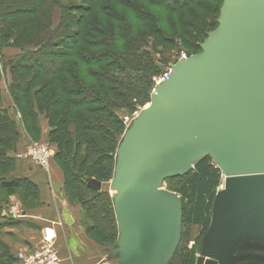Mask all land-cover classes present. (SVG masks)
Masks as SVG:
<instances>
[{
	"label": "trees",
	"instance_id": "1",
	"mask_svg": "<svg viewBox=\"0 0 264 264\" xmlns=\"http://www.w3.org/2000/svg\"><path fill=\"white\" fill-rule=\"evenodd\" d=\"M117 4L122 8L103 6L100 0H0V43L14 45L23 38L25 47L35 38L33 45L39 46L26 49L10 67L13 108L31 136L40 132L38 116L47 119L48 134L57 145L54 157L63 176V195L82 206L86 234L109 243L116 233L110 198L87 182L112 176L111 151L123 128L118 110L133 111L148 99L149 79L170 62L158 46H187L217 25L208 18L215 9L206 0ZM55 12L58 21L48 29ZM2 103L0 88V230L20 220L7 216L12 197H18L27 213L39 199L33 181L13 176L19 129L16 116ZM220 182L218 171L202 157L170 189L182 201L183 228L196 225L201 234L207 231ZM181 239L166 264H195V248ZM0 264H18L1 239Z\"/></svg>",
	"mask_w": 264,
	"mask_h": 264
},
{
	"label": "water",
	"instance_id": "2",
	"mask_svg": "<svg viewBox=\"0 0 264 264\" xmlns=\"http://www.w3.org/2000/svg\"><path fill=\"white\" fill-rule=\"evenodd\" d=\"M185 55L160 84L163 87L146 127L163 159L153 156L156 150L151 148L152 153H143V161L137 162L146 163L147 168L135 172L137 163L131 158L138 146L131 144L118 156L119 173L109 184L110 190L125 187L121 196L112 194L117 201L114 215L139 231L133 243L139 242L141 254L156 248L149 264H166L174 253L181 236L182 204L177 193L136 190L135 180L157 164L155 176L167 174L173 165L171 155L190 148L231 151L235 145L264 137V0H225L221 24L207 40L203 54L192 56L185 51ZM159 163L166 166L159 168ZM87 184L100 190L101 182L95 178ZM262 220L264 173L226 178L224 190L214 195L205 237L215 243L196 256L195 264H264Z\"/></svg>",
	"mask_w": 264,
	"mask_h": 264
},
{
	"label": "rangeland",
	"instance_id": "3",
	"mask_svg": "<svg viewBox=\"0 0 264 264\" xmlns=\"http://www.w3.org/2000/svg\"><path fill=\"white\" fill-rule=\"evenodd\" d=\"M78 0H74V2H77ZM209 6H212L215 11L214 13H211V17H208L209 20L212 18L213 24L217 22V25L214 26V28L209 29V31L206 32V35H203L201 39L198 40H191L189 42V45L187 46H181L175 45L172 47H169L167 50H163L160 46H158V49L161 51V53H165L166 56L169 55L170 62L167 63V65L163 66L159 73L160 75H152L151 80L149 79V88H148V99H146V102L143 104H137L135 109L133 111H129L126 109H120L118 110V115L120 118H122L123 128L121 130V133L119 135V139L117 142V145L113 151V173L111 178L108 181L101 182V190L107 192L110 201H111V208L113 210V203H117L116 200L113 201L112 194L115 192L113 190L109 189V184L112 181L113 175L116 173H119L117 170V164H118V156L121 155L122 152L127 150L131 144H136L137 152L133 155L131 158L132 162L137 163L141 160V156L143 153L148 154L149 149L152 148V151L156 150L154 145L151 144L148 133H147V124L148 121L152 115V109H153V103L158 97L159 89L163 87V85H160L163 83L166 79L170 76L172 72L177 70L179 64H181L185 58V51L188 52L192 56H199L202 55L207 40L212 36L213 32L216 31L220 24H221V17H222V9L225 0H220L219 2L216 0H206ZM101 4H105L103 6H110L112 8L117 7L122 8L120 5L117 4V0H100ZM103 12V11H102ZM38 13V12H37ZM36 13V14H37ZM208 20V22H209ZM58 21V12H55L52 18V25H49L48 29H51L54 27V25ZM215 22V23H214ZM46 30V29H43ZM42 30V31H43ZM40 32L38 36L40 37ZM28 34V32H26ZM11 40V39H10ZM28 41L30 42L29 45L23 46V38H21L18 42H16L14 45H7L3 46L0 43V71H1V81H0V88L2 91V99L3 103L2 105L10 110V113L16 116V120L18 123V129H19V140L18 142L20 150L16 154L17 160L19 161H30L31 158L29 155L26 156L23 154L26 150V145L28 143L32 144H46L50 150V156L48 158V166H49V173L53 177L58 178L59 174L62 175L61 170L59 169L56 160H55V153L57 150V145L51 141L50 136L48 134L49 132V126L47 123V119L41 114L38 116V126L40 128V132H38L37 136H31L28 131L25 129L23 125V120L21 117V114L14 110L13 108V101L11 99V95L9 92V84L11 81V73H10V67L12 64H14V61H16L18 58H20L21 55H23V52L26 51V49L32 50L36 49L39 46L33 45L36 41L35 38H29ZM12 40L10 41V43ZM156 58H160V55L156 54ZM167 73L168 75L161 79L162 76ZM171 85V84H170ZM169 85V87H170ZM161 86V87H160ZM125 116H128L127 123L124 122L123 118ZM22 120V121H21ZM129 127V128H128ZM152 152L149 153V155ZM180 155H171L173 160V165L171 170L162 176H155L156 169H158V164L155 166L153 170L148 172V175H144V178L135 180L138 186L135 187L136 190L139 189H161L168 192L176 193L173 190H170L171 188L174 189L175 185L177 184V181L185 174L189 173L193 167V164L195 161L202 157H206L210 164L218 171L220 175V184L216 188L215 193L224 190L225 188V180L226 178L230 176H238L241 174H253V173H264V137H259L256 139H253L251 143L241 144V145H235L231 151L229 150H208L204 148H190L188 150H185ZM156 156L158 159H163V152L160 150H156V153L153 155ZM155 161V160H154ZM20 163V162H19ZM31 163V162H30ZM159 168H164L166 165L163 163H159ZM21 166H19L20 168ZM147 168V164L144 162L137 163V166H133V171H140ZM133 171H128L127 174L134 173ZM15 172V171H14ZM45 175L50 177L51 175H48L45 171ZM63 177V176H62ZM148 177L149 179H153L152 181H147ZM148 179V180H149ZM139 181V182H138ZM13 201L15 199H18V197H12ZM214 199V198H213ZM19 200V199H18ZM181 200V199H180ZM213 203V201H212ZM182 204V201H181ZM212 209V208H211ZM113 217L115 220V215L113 212ZM211 218V215H210ZM261 229L264 234V220L261 222ZM182 225V224H181ZM182 232V242L181 243H188V248L194 247L196 250V256L204 251L205 247L209 244L214 245V240L212 237H207L205 239L207 231L203 234L200 233V230H198V227L196 225H192L189 228L184 226V228L181 226ZM181 237V236H180ZM189 241H193V243H189ZM195 242V243H194ZM105 244V242H102ZM113 242L111 241L108 243V245H112ZM231 252H228L230 254ZM169 260V259H168Z\"/></svg>",
	"mask_w": 264,
	"mask_h": 264
},
{
	"label": "crops",
	"instance_id": "4",
	"mask_svg": "<svg viewBox=\"0 0 264 264\" xmlns=\"http://www.w3.org/2000/svg\"><path fill=\"white\" fill-rule=\"evenodd\" d=\"M19 160L16 159L13 176L27 177L33 181L37 185L39 199L37 205L27 209L28 218L20 219L15 225H5L1 228L0 239L6 243L11 254H16L18 251L25 253L34 251L41 241L42 226L53 222L56 232L55 245L61 264H149L153 262L156 248L149 250L151 254L143 256L139 242L133 243L135 235L140 236L139 231L128 223L119 222L116 217L113 244L109 246L107 241L105 244L94 241L86 234L85 225L81 219L82 206L70 204L63 195L62 175L59 174L58 178L53 177L49 170L39 169L30 161ZM45 171L51 176L47 177ZM113 191L114 194L121 196L125 193V187H116ZM197 227L199 230V226ZM119 242H122L121 245Z\"/></svg>",
	"mask_w": 264,
	"mask_h": 264
},
{
	"label": "built area",
	"instance_id": "5",
	"mask_svg": "<svg viewBox=\"0 0 264 264\" xmlns=\"http://www.w3.org/2000/svg\"><path fill=\"white\" fill-rule=\"evenodd\" d=\"M167 75L168 74L165 73L161 79H164ZM128 119V116L123 118L125 123H127L126 121H128ZM25 150L23 154L25 156L26 154L30 156V162L34 166L48 171V158L51 154L46 144L28 143ZM6 213L8 217L17 220L29 217V213L23 209L18 199H15V201L12 200L7 204ZM53 226V222H48V224L42 226L41 241L34 251L30 253L18 251L15 254L18 264H61L58 250L55 245L56 232Z\"/></svg>",
	"mask_w": 264,
	"mask_h": 264
},
{
	"label": "flooded vegetation",
	"instance_id": "6",
	"mask_svg": "<svg viewBox=\"0 0 264 264\" xmlns=\"http://www.w3.org/2000/svg\"><path fill=\"white\" fill-rule=\"evenodd\" d=\"M190 244L193 243L192 241L189 242Z\"/></svg>",
	"mask_w": 264,
	"mask_h": 264
}]
</instances>
